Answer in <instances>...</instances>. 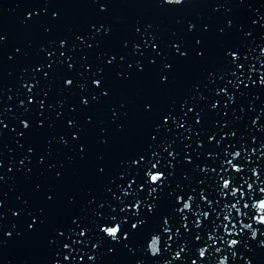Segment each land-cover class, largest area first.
I'll list each match as a JSON object with an SVG mask.
<instances>
[{
    "label": "water",
    "instance_id": "95a60500",
    "mask_svg": "<svg viewBox=\"0 0 264 264\" xmlns=\"http://www.w3.org/2000/svg\"><path fill=\"white\" fill-rule=\"evenodd\" d=\"M262 190L264 0H0V264H264Z\"/></svg>",
    "mask_w": 264,
    "mask_h": 264
},
{
    "label": "clouds",
    "instance_id": "9594fccd",
    "mask_svg": "<svg viewBox=\"0 0 264 264\" xmlns=\"http://www.w3.org/2000/svg\"><path fill=\"white\" fill-rule=\"evenodd\" d=\"M177 2H179V0H177ZM155 173H160V175H159L158 177H163V173H161V172H154L153 174H155ZM151 182H153V181H151ZM255 219H256V221H257L258 223H264V216L255 217ZM105 233H106V232H105ZM106 234H107L108 236L110 235L109 233H106ZM253 236H255V232H253ZM230 243H231L232 245H236L238 242H237L236 240H231ZM150 252H151V251H150ZM200 255H201V256H204V251H203V250H201ZM221 264H225V261H221Z\"/></svg>",
    "mask_w": 264,
    "mask_h": 264
},
{
    "label": "snow or ice",
    "instance_id": "6c2138e0",
    "mask_svg": "<svg viewBox=\"0 0 264 264\" xmlns=\"http://www.w3.org/2000/svg\"><path fill=\"white\" fill-rule=\"evenodd\" d=\"M161 179H162V177L151 176V175H150V180H151V181H155V182H153V183H157V182H159ZM226 182H227V183H226ZM224 186H225V187H228V186H229V181H228V180H225V181H224ZM249 187H251V185H249ZM262 191H264V190H262ZM234 194H235V193H234ZM188 207H189V205H188L187 203H185V204H184V208H188ZM133 227H135V225H133ZM119 232H120V229L118 230V232H113V233H111L110 235H118ZM154 244H155V241H154Z\"/></svg>",
    "mask_w": 264,
    "mask_h": 264
}]
</instances>
